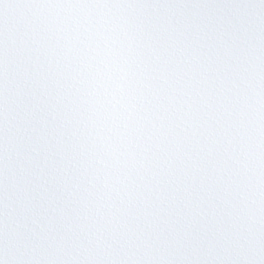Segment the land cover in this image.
I'll list each match as a JSON object with an SVG mask.
<instances>
[{
    "label": "snow or ice",
    "instance_id": "snow-or-ice-1",
    "mask_svg": "<svg viewBox=\"0 0 264 264\" xmlns=\"http://www.w3.org/2000/svg\"><path fill=\"white\" fill-rule=\"evenodd\" d=\"M0 264H264V0H0Z\"/></svg>",
    "mask_w": 264,
    "mask_h": 264
}]
</instances>
